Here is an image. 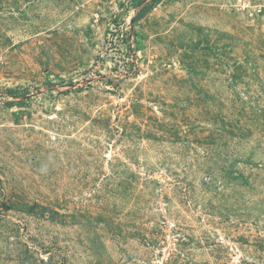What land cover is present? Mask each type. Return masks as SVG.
Wrapping results in <instances>:
<instances>
[{"label": "rangeland", "instance_id": "1", "mask_svg": "<svg viewBox=\"0 0 264 264\" xmlns=\"http://www.w3.org/2000/svg\"><path fill=\"white\" fill-rule=\"evenodd\" d=\"M0 264H264V0H0Z\"/></svg>", "mask_w": 264, "mask_h": 264}]
</instances>
